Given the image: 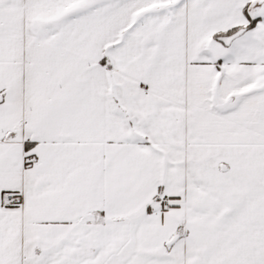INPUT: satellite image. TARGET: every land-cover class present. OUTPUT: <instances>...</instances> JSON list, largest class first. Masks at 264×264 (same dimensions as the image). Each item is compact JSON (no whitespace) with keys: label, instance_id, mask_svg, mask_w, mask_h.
<instances>
[{"label":"snow or ice","instance_id":"1","mask_svg":"<svg viewBox=\"0 0 264 264\" xmlns=\"http://www.w3.org/2000/svg\"><path fill=\"white\" fill-rule=\"evenodd\" d=\"M0 264H264V0H0Z\"/></svg>","mask_w":264,"mask_h":264}]
</instances>
